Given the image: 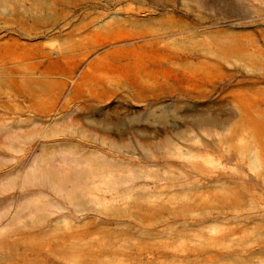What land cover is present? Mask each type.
I'll return each mask as SVG.
<instances>
[{
    "label": "rangeland",
    "instance_id": "1",
    "mask_svg": "<svg viewBox=\"0 0 264 264\" xmlns=\"http://www.w3.org/2000/svg\"><path fill=\"white\" fill-rule=\"evenodd\" d=\"M0 264H264V0H0Z\"/></svg>",
    "mask_w": 264,
    "mask_h": 264
},
{
    "label": "bare ground",
    "instance_id": "2",
    "mask_svg": "<svg viewBox=\"0 0 264 264\" xmlns=\"http://www.w3.org/2000/svg\"><path fill=\"white\" fill-rule=\"evenodd\" d=\"M47 82V81H46Z\"/></svg>",
    "mask_w": 264,
    "mask_h": 264
}]
</instances>
